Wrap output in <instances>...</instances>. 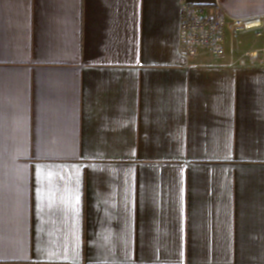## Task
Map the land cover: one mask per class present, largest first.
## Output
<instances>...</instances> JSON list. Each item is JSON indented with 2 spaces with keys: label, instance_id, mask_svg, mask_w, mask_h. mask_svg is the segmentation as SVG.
<instances>
[{
  "label": "crops",
  "instance_id": "crops-1",
  "mask_svg": "<svg viewBox=\"0 0 264 264\" xmlns=\"http://www.w3.org/2000/svg\"><path fill=\"white\" fill-rule=\"evenodd\" d=\"M0 264H264V0H0Z\"/></svg>",
  "mask_w": 264,
  "mask_h": 264
},
{
  "label": "built area",
  "instance_id": "built-area-1",
  "mask_svg": "<svg viewBox=\"0 0 264 264\" xmlns=\"http://www.w3.org/2000/svg\"><path fill=\"white\" fill-rule=\"evenodd\" d=\"M263 27L261 18L228 19L217 5L209 10L184 4L179 29L181 52L187 57H195L204 50L213 56L225 52V38L228 32L257 30ZM260 34V31L257 32Z\"/></svg>",
  "mask_w": 264,
  "mask_h": 264
},
{
  "label": "rangeland",
  "instance_id": "rangeland-1",
  "mask_svg": "<svg viewBox=\"0 0 264 264\" xmlns=\"http://www.w3.org/2000/svg\"><path fill=\"white\" fill-rule=\"evenodd\" d=\"M257 18V17H256Z\"/></svg>",
  "mask_w": 264,
  "mask_h": 264
}]
</instances>
